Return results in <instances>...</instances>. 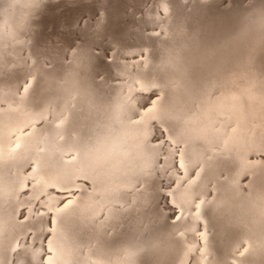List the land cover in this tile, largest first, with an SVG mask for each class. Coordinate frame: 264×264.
<instances>
[{"label":"bare ground","instance_id":"1","mask_svg":"<svg viewBox=\"0 0 264 264\" xmlns=\"http://www.w3.org/2000/svg\"><path fill=\"white\" fill-rule=\"evenodd\" d=\"M6 1L0 4V102L9 108H0V210L27 203L14 195L31 189L24 176L29 170L36 180L44 179L38 192L57 185L75 198L62 210H57L61 198L56 196L45 213L34 207L23 214L22 225L35 237H48L47 245L16 244L23 226L10 210L0 215V264H13L14 253L15 264H57L60 257L67 264H186L198 230L209 252L212 232L228 229L211 259L198 264H264V67L254 74V60L242 59L258 44L264 49V1L257 5L254 0L242 22L225 31L206 18L218 0H193L191 6L183 0H136L145 5L137 18L143 25L132 41L114 45L107 36L109 42L99 43L104 54L78 46L67 56L38 50L41 23L60 1ZM98 1L103 35L108 0ZM157 28L167 35L149 32ZM109 48L120 49L110 53L112 60L105 59ZM137 55V65L117 62L120 56ZM99 75L104 77L96 79ZM171 78L180 85L164 90L151 103L157 107L143 112V103ZM117 79L136 83L121 86L113 83ZM153 115L181 144L186 173H197L189 190L179 180L170 192L183 207L202 198L194 214L168 213L165 207L170 197L155 169L156 147H161L154 142L161 134L151 131L148 118ZM26 129L31 132L25 134ZM133 144L135 149H126ZM80 150L76 162L63 159ZM133 151L137 157L131 159ZM165 154L164 169L169 170L172 153ZM146 169L149 176L143 174ZM164 179L167 186L176 180ZM108 202L114 208L97 221ZM46 217H52L49 225ZM49 226L54 231L45 237ZM64 229L69 234L59 239Z\"/></svg>","mask_w":264,"mask_h":264},{"label":"rangeland","instance_id":"2","mask_svg":"<svg viewBox=\"0 0 264 264\" xmlns=\"http://www.w3.org/2000/svg\"><path fill=\"white\" fill-rule=\"evenodd\" d=\"M59 1H60V3L58 5L53 6L48 11V13L46 14L47 17L45 15V17L41 23V27L39 29L40 30L39 33H41L42 35L39 34V36H38L39 39L41 38L38 41V45H40L38 50L41 51L43 49L42 51L49 52L50 55H52V56H60L61 54L64 55L65 53H66L65 56H67L68 55L67 51L70 52V51L74 50L75 47H78V46H81V47L84 46L83 49H85V51L87 50V53H89V54H92V53L104 54V52H105V50L103 49L104 44H99L100 42H103V43L109 42V39H108V37H109L114 45L127 44L128 42L133 40V37L135 36L134 31L137 30L141 25H143V21L140 23H137V18L141 16V14H142L141 11L144 10L145 4L137 2L136 0H108V2L106 4L107 18L103 22L105 25L106 34L104 31H102L103 35H99L100 31H98L99 30V28H98L99 21H100V18L102 16V12H103L102 5L100 6V1H98V0H82V1L81 0H58V2ZM183 1L186 3L188 2L190 4V6L193 2V0H183ZM226 1H227V3H225ZM245 1L246 0H218L213 5V7L211 8V12L209 14H207L206 18L216 20L217 23L220 24L219 25L220 30L227 31L232 27H233V29H235L242 22V19L246 16V14H248V12L253 7V5L254 6L256 4L260 5L261 2L264 0H262V1L257 0L256 4H253L255 2L254 0H248L246 2ZM4 3L6 4L7 1L6 0H0L1 5ZM71 12H72V14L70 16ZM50 13H52V14L50 15ZM48 15H50V17ZM47 19H50V21ZM82 20H83V22H82ZM86 20H87V22H86ZM51 22H52V24H51ZM58 22H60V23H58ZM81 22H82V24H81ZM55 23H57V24H55ZM166 23H168V22L166 21L165 23H163V25ZM80 25H81V29H80ZM77 26H78V28H77ZM42 29L45 33H42L43 32ZM46 29H48V30H46ZM67 29H69V30H67ZM60 31H61V33H60ZM74 31H75V33H74ZM149 32H151L153 34H160L161 37H165L167 35L165 33V31H163L162 29H159V28L150 29ZM49 33H50V35H49ZM88 35H90V36H88ZM102 36H104V37H102ZM61 37H62V39H61ZM250 37H252V36H250ZM43 38H45V39H43ZM263 40H264V38H262V41ZM262 41L260 42L261 44H262ZM54 42H55V44H54ZM76 42H78V43L76 44ZM258 45L256 46V48L254 50L248 52L247 53L248 55L246 57L242 58V59L249 60V61L254 60V62H253L254 65L251 69V72L254 74H256L259 69H262V67H264V49L262 46L260 47ZM73 46H74V48H73ZM109 47H111V46H109ZM56 48L58 50H56ZM90 48H92V51ZM49 50H51V51H49ZM107 51L109 54L105 57V59L106 60H112L113 57L110 56V53H112V52L117 53L120 51V49L109 48ZM141 57H144V56H141ZM138 58H139L138 55H137V57L132 58V59L120 56L118 58L117 62L120 64L123 62L131 61L137 65V61L139 60ZM68 59L69 58L67 57V59H65V60L69 61ZM242 59H240V61ZM11 65H13V63H11ZM46 66L54 68V66L50 63H47ZM103 77L104 76L99 75V76H97L96 79H100ZM113 83L119 84L121 86L126 85V86L131 87V86H135L136 79L135 80L134 79H131V80H129V79H117V80H114ZM179 83H180L179 79H176V78L168 79L167 83H165V87L160 86L161 90L158 94L154 93V95H152L153 98H151L148 102L143 103V106H142L143 110L142 111L145 112L148 109L156 108L157 103L151 104L152 101L154 99L157 101V100H159V98L163 97L164 90L165 91H167V90L171 91V90L177 88L180 85ZM147 86L149 88L159 87V86H156L153 84H148ZM0 91H3V90H0ZM126 94L127 93H125L124 95H126ZM4 105H5L4 103L0 102V108L1 107L3 108ZM4 107L9 108V106H4ZM12 107H16V105H12ZM147 107H149V108L146 110ZM76 110H78V109H76ZM160 113H161V109L158 108V114H160ZM65 117H67V116H65ZM142 117L143 116L141 115L138 117V119H140ZM154 117H155L154 115L149 117L148 123H149L151 131L153 133L161 134V137L157 141L154 142V145L160 144L159 146L161 147L160 150H159V147H156L157 155H156V161H155V169L157 170L159 175H161L160 177L163 179V182H164L163 191L166 192L168 197H170V199L167 200L165 207H167L168 213L182 212L183 215H185L186 213L194 214L197 211L198 206L200 205V203L202 201V198L194 197L193 200L188 201V198L186 197V200L188 201V203L186 204V206L183 207L181 205V203L176 199V197H175L176 195L175 196L172 195V197H174V199L172 200L170 192L172 189L175 188V186H177V184L179 183V180H181V183H180L181 187L184 190H189L192 187L193 182L197 178V173H193V172L186 173L185 167L183 168L184 164H182V166H179L182 163L181 162V148H182L181 144H179L178 142H174L171 139V137L169 136V133L166 130V128L163 127L162 125L155 123V121L153 120ZM135 120H137V119H135ZM216 123L220 124L219 122H216ZM232 129H233V127H230L229 131H231ZM26 130L24 131L25 134H28L29 132H31L28 129H26ZM11 145H12V147H15V142L13 141V144H11ZM134 147H135L134 144L133 145H127L126 149H128V148L135 149ZM167 151H170L172 153L171 162L173 164V167L169 170L164 169V162H163L166 159L165 153ZM80 152H81V150L77 151L76 154L65 156L63 159L65 161L70 162V163H74V162H76L75 159L80 154ZM135 157H137V152L133 151V155H132L131 159H134ZM138 162H140V160H138ZM43 168H45V166L43 165V167H42V165H41V169H43ZM143 170H144V168H143ZM31 171L32 170L26 171V173L24 174V176H26V178L29 180L28 183L30 184L29 187L31 188L29 190V192H27L25 195H23L21 197L18 195H14V199H21L22 198V200L24 199L27 203L23 204V205H19V206L15 205L13 207V209L12 208L9 209L10 212L12 211L13 219L15 218V220H17V222L19 224L18 226H23L21 222H23V220H25L27 217V216H24L23 214L30 212V210H32V208H34V207L38 213H45L44 208L48 205L49 199H52L53 197L59 196L61 198V200L58 203L59 205L57 207V210H62L63 208L66 207L67 204H71L75 198V195L73 194V192L68 193L67 190H64V189L62 190L57 185L44 187L43 189H41L38 192L37 191V185L40 184V182H42L44 179L39 178L36 180L35 177H33L29 174ZM143 174H144V176H149V174H151V170L146 169ZM168 175H171L172 179H176L175 182L173 184H171L170 186L166 185L165 179H164V176H168ZM116 184H117V182L114 183V185H116ZM129 185L131 187H133L134 182H130ZM133 189L137 190V186H134ZM44 190H48V192H42ZM114 206H115V204L113 202H108V203L104 204L102 206V209L99 210L97 213V221H100V220L106 218L108 212L111 211L114 208ZM2 207H3V205H2ZM8 207H9V205L4 206L3 211L0 210V215L4 216V214H6L9 211ZM37 208H40V209H37ZM18 212L20 213L19 219L16 218ZM173 219H175V218H173ZM51 221H52V217H46V224L47 225H49L51 223ZM20 228H21L22 232H20L14 239L16 244H21V243H24V244H30V243L35 244V243H37V244H42V245L48 244V240H49L48 237L47 238H38V237H35V232L31 228L24 227V226L20 227ZM52 231H54V228L49 226L48 230L46 231L45 237L48 235L49 232H52ZM230 232H231L230 229H228L226 232H223L221 230L220 231L216 230L215 232H212V234H211L213 236V243L211 244L212 250L209 252L208 251L206 252L203 249L202 243H201L202 231L198 230L194 234V238H193L194 240L192 241V244L190 245L192 253L189 255V258H187L186 264H198V262L201 260V258H205V259L207 258L208 260H210L211 257L213 256V254L216 252V249L218 247L217 245H218L219 241H221L224 237H228ZM68 234H69L68 230L64 229L61 232L59 239H64ZM47 253L49 254V256H52V250H48ZM202 253H204L203 257L200 256ZM241 254H242V252L238 253V255H241ZM14 255H15V253H14ZM14 255L12 257V261L10 260L11 263H13V264L16 263V259H15ZM56 263L57 264H67L64 257H60L56 261ZM42 264H46V261L44 260Z\"/></svg>","mask_w":264,"mask_h":264},{"label":"snow or ice","instance_id":"3","mask_svg":"<svg viewBox=\"0 0 264 264\" xmlns=\"http://www.w3.org/2000/svg\"><path fill=\"white\" fill-rule=\"evenodd\" d=\"M148 108H149V107H147L146 110H147ZM179 166H182V163H181Z\"/></svg>","mask_w":264,"mask_h":264}]
</instances>
